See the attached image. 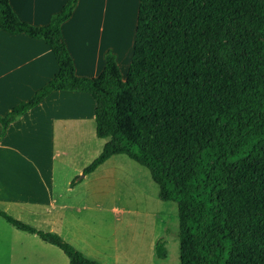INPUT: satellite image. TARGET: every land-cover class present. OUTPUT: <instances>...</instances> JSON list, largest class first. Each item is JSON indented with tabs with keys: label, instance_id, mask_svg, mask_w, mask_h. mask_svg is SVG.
<instances>
[{
	"label": "trees",
	"instance_id": "obj_1",
	"mask_svg": "<svg viewBox=\"0 0 264 264\" xmlns=\"http://www.w3.org/2000/svg\"><path fill=\"white\" fill-rule=\"evenodd\" d=\"M77 3L34 27L0 0V29L44 40L59 65L0 117L2 137L51 93H89L96 137L109 141L86 175L117 155L148 169L159 198L177 204L180 264H264V0H141L125 81L113 56L98 77L76 75L61 27ZM0 217L61 249L70 264H98L55 233L1 208ZM155 251L167 258L164 241Z\"/></svg>",
	"mask_w": 264,
	"mask_h": 264
},
{
	"label": "crops",
	"instance_id": "obj_2",
	"mask_svg": "<svg viewBox=\"0 0 264 264\" xmlns=\"http://www.w3.org/2000/svg\"><path fill=\"white\" fill-rule=\"evenodd\" d=\"M67 1L9 0L20 21L34 27L49 25ZM128 4L130 0H78L72 16L61 27L78 77H98L107 57L113 56L122 80H126L133 61L141 0L131 11L133 16L136 10V22L130 30ZM58 72V62L44 40L0 29V117L29 101ZM95 109L96 102L89 93L55 91L10 124L3 137L0 124V208L3 211L37 230L62 237L56 225L63 215L54 216V213L71 206L60 203L61 196L56 193L55 162L59 154L56 136L61 133L58 128L95 123ZM73 185L68 181V187ZM2 219L0 264H22L15 263L14 256H28L30 247L37 252L48 251L47 264H58L51 257V253L55 257V252L50 247L56 246L37 235L8 227Z\"/></svg>",
	"mask_w": 264,
	"mask_h": 264
},
{
	"label": "rangeland",
	"instance_id": "obj_3",
	"mask_svg": "<svg viewBox=\"0 0 264 264\" xmlns=\"http://www.w3.org/2000/svg\"><path fill=\"white\" fill-rule=\"evenodd\" d=\"M137 1L128 4L129 30L135 27L136 10L133 16L131 11L136 9ZM59 129L56 193L61 196L60 203L71 206L54 213L63 215L56 225L59 236L98 264H180L178 207L159 198V187L149 170L126 155H118L94 174L86 175L84 170L109 140L96 137L95 123L69 124ZM70 180L73 187L67 186ZM160 240L165 242L166 259H158L155 254L154 245ZM50 248L55 252V257L51 253L54 261L70 264L62 250ZM28 250V256H14L15 263L47 264L48 251L37 252L33 247Z\"/></svg>",
	"mask_w": 264,
	"mask_h": 264
}]
</instances>
